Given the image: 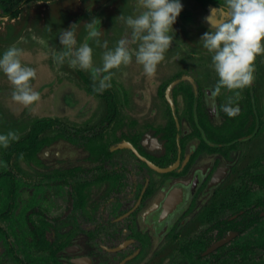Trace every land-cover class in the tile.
<instances>
[{
    "label": "flooded vegetation",
    "instance_id": "flooded-vegetation-1",
    "mask_svg": "<svg viewBox=\"0 0 264 264\" xmlns=\"http://www.w3.org/2000/svg\"><path fill=\"white\" fill-rule=\"evenodd\" d=\"M195 1L203 8L226 9V2ZM173 59L179 58L168 55L148 74L132 57L134 77L144 74L160 81L135 90L140 95L149 89L152 96L140 117L130 123L131 133L117 128L111 135L104 132L115 125L121 108L110 88L99 93L89 87L104 104L99 109L98 104L91 106L84 121L104 116L99 129L94 133L76 129L62 136L51 153L52 158L70 164L56 167L52 184L65 183L70 188L64 198L66 211L58 218L40 207H25L22 254L1 229L17 264H187L186 259L197 262L203 255L222 261L226 255H236L229 259L232 263L264 264V69L259 68L260 54L253 62L254 79L249 85L239 89L221 85L219 92L216 70H202L196 64V68L172 74ZM192 60L199 62L197 57ZM120 88L126 89L123 84ZM160 95L172 116L162 112L166 105L159 101ZM136 98L138 103L140 98ZM225 105L239 111L229 115ZM49 118L56 120L53 125L62 121ZM76 136L88 148L80 150ZM64 145L67 153L59 150ZM20 188L12 176L0 218L14 210ZM62 219L67 222L64 238L58 234L57 222ZM61 251L66 253L64 260Z\"/></svg>",
    "mask_w": 264,
    "mask_h": 264
},
{
    "label": "rangeland",
    "instance_id": "rangeland-1",
    "mask_svg": "<svg viewBox=\"0 0 264 264\" xmlns=\"http://www.w3.org/2000/svg\"><path fill=\"white\" fill-rule=\"evenodd\" d=\"M182 3L184 7L174 25L175 29L170 33L173 40L164 53V58L170 54L179 58L171 61L169 70L173 74L176 71L196 68V64L200 65L199 69L202 70H215L212 60L213 53L204 46L200 38L204 32L214 30L212 25L220 22L219 14L214 12L213 16H210L211 10L219 7L203 8L195 0H182ZM140 11L138 0H53L30 2L22 8L20 15L16 18L0 15V55L10 47L21 49L22 65L35 71L34 77L30 78V87L37 92L41 88L44 89L39 92L37 100L25 105L14 99L13 93L17 86L0 68V133L6 134L12 131L19 137V139L11 140L7 147L0 145V211L7 198L12 176L19 184V188L21 187L14 210L8 217L0 218V264H17L14 256L6 247L2 228L9 234L11 245L16 251L19 254L23 252L21 240L25 207H40L48 215L58 214V218L66 211L67 203L64 198L70 188L65 183L58 186H52V184L56 181L53 176L56 167L63 169L70 164H66L64 160L52 158L51 153L54 151L52 148L56 143L61 142L62 136H67L76 129L82 130L83 133L96 132V129H99L97 126L101 123V118L104 117L98 116L97 119L84 121V118H88L91 106L98 104L97 108H102L104 99L90 93L89 84L82 77L87 76L99 85L100 79L107 76L108 88L117 97L121 108L120 114L115 125L113 124V127L104 131L106 134L111 135V130L116 128L131 133L128 130L130 123H133L132 120L146 109L152 93L148 89L136 95L135 90L138 86L151 88L150 84L155 83L156 85L160 81L159 78L144 74L134 77L132 67L130 68L134 62L131 61L103 72L94 73V69L103 68L104 53L110 49L114 50L121 39L125 41V47L131 57L136 59L139 44L142 41L133 37V29L126 23V18L130 15H138ZM209 16L213 17V20ZM89 22L97 27L100 32L99 37H88ZM68 28H71L76 37L77 43L73 46L74 49L85 42L92 47V68L82 69L79 65L71 66L69 63L71 57H65L63 63L56 59L59 52L66 50V46L60 41V36ZM192 57H197L199 62L192 60ZM260 60L259 68L262 65L264 69V53H260ZM122 84L126 89L120 88ZM152 87L155 88L154 85ZM65 89L70 94L66 91L61 94V91ZM52 94L58 95V98L51 106ZM137 96L140 98L138 103L135 101ZM160 96L159 101L166 105L162 112L167 116H172L171 109L168 108L163 95ZM70 99L71 102L67 105L65 112L57 111L61 100L63 104H66ZM125 103H127L126 106ZM49 117L59 118L62 121L39 134V139L44 142L38 153L22 148L12 150L16 143L29 136L37 120ZM123 135L126 136L125 133ZM76 138V144L81 145L78 146L80 150L88 148L83 145V140L78 136ZM114 145L115 143L113 147ZM59 150L65 153L69 151L67 145L60 146ZM36 218L33 214L32 219ZM57 224L59 237L64 238L66 234L63 230L67 222L62 219ZM62 257H66L64 251H61V260H64L65 258ZM234 257L236 255L232 257L226 255L224 257L226 259L222 261L223 258L214 259L210 255H203L202 259H198L197 262L186 259V263L235 264L229 260Z\"/></svg>",
    "mask_w": 264,
    "mask_h": 264
},
{
    "label": "clouds",
    "instance_id": "clouds-1",
    "mask_svg": "<svg viewBox=\"0 0 264 264\" xmlns=\"http://www.w3.org/2000/svg\"><path fill=\"white\" fill-rule=\"evenodd\" d=\"M138 7L141 9L139 14L128 16L126 23L132 27L133 37L142 41L139 44L137 60L144 65L146 73L153 74L157 63L164 58V53L173 40L170 33L175 29L174 25L184 4L182 0H138ZM211 11L212 14L215 12L220 15V22L212 25L214 30L204 32L200 40L213 53L214 67L220 77L216 92L220 91L221 85L229 89L243 88L254 79L253 62L257 54L264 53V0H226V11L224 6ZM87 28L89 38L100 36L94 23L89 22ZM60 41L66 46L65 51L56 55L60 63L64 62L65 57H71L69 63L73 67H93L92 47L85 42L74 49L77 41L71 28L61 34ZM21 51L16 47L4 51L0 55V68L17 86L13 93L14 99L29 105L39 98L40 93L30 87V78L34 77L35 71L22 65ZM131 59L125 41L121 39L114 50L104 53L103 68L94 69V73L106 71L121 63L127 64ZM107 80V76L100 79L97 91L109 86ZM224 111L235 115L239 109L225 105ZM15 139H19L15 132L0 133V145L4 147Z\"/></svg>",
    "mask_w": 264,
    "mask_h": 264
},
{
    "label": "trees",
    "instance_id": "trees-1",
    "mask_svg": "<svg viewBox=\"0 0 264 264\" xmlns=\"http://www.w3.org/2000/svg\"><path fill=\"white\" fill-rule=\"evenodd\" d=\"M33 1H53V0H0V15L9 16L16 18L20 15L22 8ZM203 4L213 3L217 5L219 3H225L226 0H201ZM91 88L92 91H97L98 84L94 83L89 77H82ZM105 95V94H104ZM110 101V99H108ZM58 122V121H57ZM56 123V120L52 118H42L37 120L30 130V134L27 138L20 140L16 143L12 150L22 148L24 150H34L37 151L42 147L44 140L39 139V134L46 128L52 126Z\"/></svg>",
    "mask_w": 264,
    "mask_h": 264
},
{
    "label": "crops",
    "instance_id": "crops-1",
    "mask_svg": "<svg viewBox=\"0 0 264 264\" xmlns=\"http://www.w3.org/2000/svg\"><path fill=\"white\" fill-rule=\"evenodd\" d=\"M121 73H122V72H121ZM121 73H120V74H121ZM41 90H44V89L41 88V89L39 90V92H40ZM60 90H61V89H60ZM65 91H66L67 93H69V92L65 89V90H62V91H61V94H62V92H65ZM66 92H65V93H66ZM69 94H70V93H69ZM52 95H54V96H52ZM52 95H51V97L53 98V100H51V106H52L53 102L56 101V99L58 98V95H56V96H55V94H52ZM61 97H62V96H61ZM70 102H71V99H70V101L67 102L66 104H63V101L61 100V105H59L60 108H58L57 111L65 112L66 107H67V105H69ZM47 104H48V103H47ZM49 104H50V102H49ZM57 106H58V105H57ZM59 109H61V110H59Z\"/></svg>",
    "mask_w": 264,
    "mask_h": 264
},
{
    "label": "water",
    "instance_id": "water-1",
    "mask_svg": "<svg viewBox=\"0 0 264 264\" xmlns=\"http://www.w3.org/2000/svg\"><path fill=\"white\" fill-rule=\"evenodd\" d=\"M176 83H177V80L170 84V86H169V88H168V93H170L172 87H173ZM169 99H170V101H171V103H172V106L174 107L173 99H172L171 97H170Z\"/></svg>",
    "mask_w": 264,
    "mask_h": 264
}]
</instances>
